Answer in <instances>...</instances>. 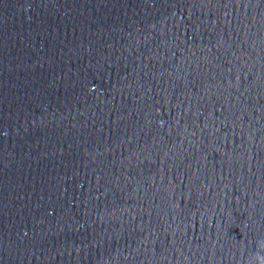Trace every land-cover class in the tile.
<instances>
[{"label": "water", "instance_id": "obj_1", "mask_svg": "<svg viewBox=\"0 0 264 264\" xmlns=\"http://www.w3.org/2000/svg\"><path fill=\"white\" fill-rule=\"evenodd\" d=\"M0 264H264V0H0Z\"/></svg>", "mask_w": 264, "mask_h": 264}]
</instances>
